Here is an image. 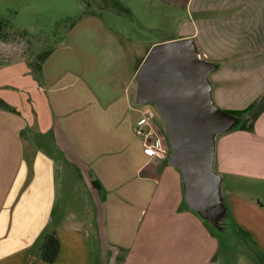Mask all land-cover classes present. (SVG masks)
<instances>
[{
    "label": "crops",
    "instance_id": "1",
    "mask_svg": "<svg viewBox=\"0 0 264 264\" xmlns=\"http://www.w3.org/2000/svg\"><path fill=\"white\" fill-rule=\"evenodd\" d=\"M154 2L182 14V35L164 42L191 40L213 66L207 81L217 108L241 112L261 99L264 0H128L127 7L149 11ZM67 36L38 71L25 60L0 63V99L14 110L0 109V264H48L40 248L51 233L60 244L51 264H219L218 237L185 201L154 105L161 120L142 124L147 107L135 77L153 45L132 53L124 26L92 14ZM148 133L162 141L165 159L144 154ZM215 137L220 203L227 204L225 186L239 192L242 180L264 192V112L250 130ZM230 208L239 217L251 209L236 201ZM262 216L252 222L259 264Z\"/></svg>",
    "mask_w": 264,
    "mask_h": 264
},
{
    "label": "rangeland",
    "instance_id": "2",
    "mask_svg": "<svg viewBox=\"0 0 264 264\" xmlns=\"http://www.w3.org/2000/svg\"><path fill=\"white\" fill-rule=\"evenodd\" d=\"M127 2L123 0L118 3L119 7L127 10L123 12L114 7L110 0H0V18L8 21V29L0 35V63L25 60L30 69L35 71L44 56L46 58L59 44L68 42L67 33L73 24L90 14L103 18L110 28L124 26L128 36L125 42L127 47L140 56L152 45L173 42L175 40L164 41L182 35V14L179 11L162 7L156 2L152 3L149 11L134 4H131L133 10H129ZM227 8L224 6L223 13ZM211 101L214 104L212 96ZM145 105L153 112L155 122L160 121V113H156L152 104ZM261 105H264L261 101L257 102L256 109ZM241 122L242 119L238 118L237 127ZM167 142L169 144L168 138ZM242 181V186H238L239 192H236V187L226 186L225 192H221L227 204L220 203V212L212 215L215 224L203 219L218 237L215 238L219 240V264L260 263L257 258L259 251L252 242L255 237L252 222L259 215H264V192L256 187L254 181ZM233 201L251 209L239 217L230 208Z\"/></svg>",
    "mask_w": 264,
    "mask_h": 264
},
{
    "label": "water",
    "instance_id": "3",
    "mask_svg": "<svg viewBox=\"0 0 264 264\" xmlns=\"http://www.w3.org/2000/svg\"><path fill=\"white\" fill-rule=\"evenodd\" d=\"M213 66L200 60L191 40L153 46L137 71L140 103H150L164 120L169 163L181 173L191 210L215 224L220 212L219 178L213 173L214 136L237 128V118L211 101L207 76Z\"/></svg>",
    "mask_w": 264,
    "mask_h": 264
},
{
    "label": "trees",
    "instance_id": "4",
    "mask_svg": "<svg viewBox=\"0 0 264 264\" xmlns=\"http://www.w3.org/2000/svg\"><path fill=\"white\" fill-rule=\"evenodd\" d=\"M114 7H117L119 10L123 12H127L126 9L124 8L122 9L121 7H119L117 2H114ZM5 29H8V21L0 18V35L1 36L2 34L5 33L4 31ZM44 59H45V56L42 58V60ZM38 70L39 68L37 65V71ZM259 101H261V103L264 104V95H262ZM256 104L257 102H255L254 104H252L247 109L241 112H226L227 114L233 117H236L237 119L238 118L242 119L241 125L237 127V130L238 129L243 130V131L250 130L252 127V123L256 119V117L260 113L264 112V105H261L259 109H256ZM0 109L7 110L9 112H14V110L11 107H9L7 104H5V102L2 101L1 99H0ZM59 249H60V244H59V239L56 233H51L47 235L40 248L41 259L48 264L53 263L57 257Z\"/></svg>",
    "mask_w": 264,
    "mask_h": 264
},
{
    "label": "built area",
    "instance_id": "5",
    "mask_svg": "<svg viewBox=\"0 0 264 264\" xmlns=\"http://www.w3.org/2000/svg\"><path fill=\"white\" fill-rule=\"evenodd\" d=\"M142 115V124L149 125V122L153 119L151 111H149L148 109H144L142 111ZM138 134L142 133L138 132ZM142 148L144 154L149 158H153L160 161L165 159L166 157V149L163 146L162 141L158 138H152L149 133L145 134Z\"/></svg>",
    "mask_w": 264,
    "mask_h": 264
}]
</instances>
